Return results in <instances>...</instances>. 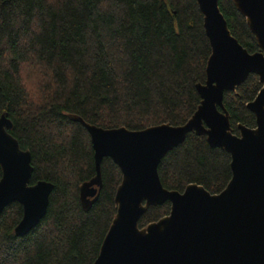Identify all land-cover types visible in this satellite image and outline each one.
<instances>
[{
  "label": "trees",
  "instance_id": "16d2710c",
  "mask_svg": "<svg viewBox=\"0 0 264 264\" xmlns=\"http://www.w3.org/2000/svg\"><path fill=\"white\" fill-rule=\"evenodd\" d=\"M231 35L249 53L259 51L231 0H218ZM211 54L195 0H0V116L31 154L29 184L53 185L45 216L25 236L14 229L22 207L0 214V264H93L116 214L122 180L109 158L101 162L102 188L88 211L79 187L95 176L85 128L141 131L185 124L200 105ZM262 84L249 74L223 104L231 131L253 129L246 108ZM230 155L205 136L187 134L158 165L162 186L182 193L190 184L219 194L231 179ZM1 176V169H0ZM170 203L150 206L144 228L169 214Z\"/></svg>",
  "mask_w": 264,
  "mask_h": 264
},
{
  "label": "water",
  "instance_id": "95a60500",
  "mask_svg": "<svg viewBox=\"0 0 264 264\" xmlns=\"http://www.w3.org/2000/svg\"><path fill=\"white\" fill-rule=\"evenodd\" d=\"M211 54L205 83L197 84L201 102L181 126L162 124L141 131L102 129L72 117L87 131L95 176L79 187L83 210L96 202L102 188L101 162L109 158L122 180L114 197L116 214L93 264H264V0H231L245 19L259 51L249 53L231 35L218 0H195ZM249 74L261 89L246 108L255 116L253 129L238 124L231 131L223 104L224 92H234ZM12 123L0 116V214L13 202L22 207L14 229L25 236L45 216L53 185H30L31 154L20 149L8 132ZM205 136L211 148L229 153L231 179L219 194L188 185L180 193L165 189L158 165L187 134ZM170 203L169 214L139 228L150 206Z\"/></svg>",
  "mask_w": 264,
  "mask_h": 264
}]
</instances>
